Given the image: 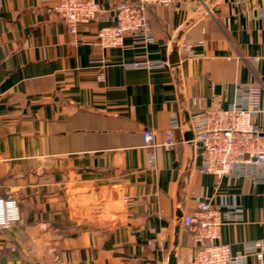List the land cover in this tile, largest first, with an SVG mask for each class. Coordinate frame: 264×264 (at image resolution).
Wrapping results in <instances>:
<instances>
[{
    "label": "crops",
    "instance_id": "1",
    "mask_svg": "<svg viewBox=\"0 0 264 264\" xmlns=\"http://www.w3.org/2000/svg\"><path fill=\"white\" fill-rule=\"evenodd\" d=\"M96 1L109 9L134 0ZM52 5L0 0V197L15 198L22 214L0 229V264L185 261L196 245L183 217L202 200L242 208L217 242L235 254L254 242L264 250V182L201 173L191 131L193 115L227 108L239 84L259 88L264 106V0L151 5L156 41L127 35L109 48L98 36L108 22L70 33ZM146 58L166 66L126 65ZM173 118L178 143L167 148ZM258 123L264 136V113Z\"/></svg>",
    "mask_w": 264,
    "mask_h": 264
},
{
    "label": "built area",
    "instance_id": "2",
    "mask_svg": "<svg viewBox=\"0 0 264 264\" xmlns=\"http://www.w3.org/2000/svg\"><path fill=\"white\" fill-rule=\"evenodd\" d=\"M52 3V8L68 24L70 33L77 32L79 24L100 19L108 22L99 29V44L104 48L118 47L130 35L135 43L145 46L156 41L152 25L147 17L151 5H168L175 0H134L105 9L96 0H43ZM113 19V22L110 20ZM132 68L161 69L166 62L146 58L126 64ZM254 98H261L259 88L239 84L236 98L227 107L207 109L192 116L195 150L203 152L205 158L199 168L201 173H212L221 177H247L264 182V136L258 117L264 113V106ZM181 127L178 119L170 120L163 145L173 148L177 145L174 131ZM144 145L152 149L149 163L155 166L156 146L154 131H144ZM242 208L235 205L212 204L202 200L197 208L183 217V225L189 230L196 250L185 261L176 264H247L249 255L264 259L260 242H254L245 252L233 253L228 243L217 242L222 227L239 219ZM22 218L21 209L13 197H0V229L8 228Z\"/></svg>",
    "mask_w": 264,
    "mask_h": 264
},
{
    "label": "water",
    "instance_id": "3",
    "mask_svg": "<svg viewBox=\"0 0 264 264\" xmlns=\"http://www.w3.org/2000/svg\"><path fill=\"white\" fill-rule=\"evenodd\" d=\"M178 49H179V44L176 43L174 46V49L169 57V61L172 64H176L179 62V54H178ZM188 117V116H187ZM191 131H192V127H191ZM193 132V131H192ZM172 264H176V260L172 259Z\"/></svg>",
    "mask_w": 264,
    "mask_h": 264
}]
</instances>
